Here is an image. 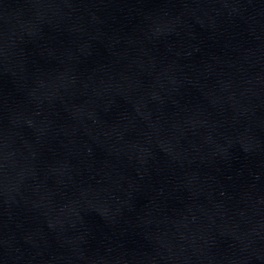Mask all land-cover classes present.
<instances>
[{
	"label": "water",
	"instance_id": "95a60500",
	"mask_svg": "<svg viewBox=\"0 0 264 264\" xmlns=\"http://www.w3.org/2000/svg\"><path fill=\"white\" fill-rule=\"evenodd\" d=\"M0 264H264V0H0Z\"/></svg>",
	"mask_w": 264,
	"mask_h": 264
}]
</instances>
